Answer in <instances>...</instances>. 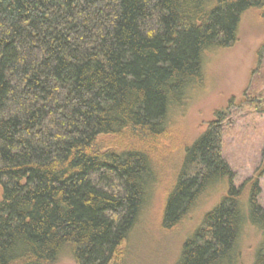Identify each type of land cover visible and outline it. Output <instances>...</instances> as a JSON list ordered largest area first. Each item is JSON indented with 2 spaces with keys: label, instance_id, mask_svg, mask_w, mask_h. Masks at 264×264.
<instances>
[{
  "label": "trees",
  "instance_id": "16d2710c",
  "mask_svg": "<svg viewBox=\"0 0 264 264\" xmlns=\"http://www.w3.org/2000/svg\"><path fill=\"white\" fill-rule=\"evenodd\" d=\"M252 8L264 15V0H0V264H57L64 253L124 264L169 113ZM223 114L185 148L165 199L169 229L228 184L175 264L237 262L242 187L221 155ZM257 196L254 180L247 218L263 237L253 264H264Z\"/></svg>",
  "mask_w": 264,
  "mask_h": 264
},
{
  "label": "rangeland",
  "instance_id": "374dc122",
  "mask_svg": "<svg viewBox=\"0 0 264 264\" xmlns=\"http://www.w3.org/2000/svg\"><path fill=\"white\" fill-rule=\"evenodd\" d=\"M223 111L221 155L232 171L231 185L241 188L239 200L244 223L237 241L236 264H253L262 232L248 216L250 185H258L257 203L264 208V15L260 8L241 16L237 38L228 47L208 50L202 81L172 108L166 136L159 141L156 179L137 225L123 245L124 264H175L183 244L201 227L203 217L226 195L227 181L207 188L172 228L161 225L165 199L171 190L184 151ZM102 137L101 146L113 143ZM195 174L193 169L190 175ZM57 264H73L64 253Z\"/></svg>",
  "mask_w": 264,
  "mask_h": 264
}]
</instances>
